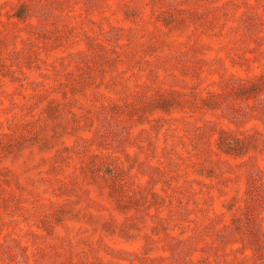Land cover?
<instances>
[{
  "label": "rangeland",
  "instance_id": "rangeland-1",
  "mask_svg": "<svg viewBox=\"0 0 264 264\" xmlns=\"http://www.w3.org/2000/svg\"><path fill=\"white\" fill-rule=\"evenodd\" d=\"M0 264H264V0H0Z\"/></svg>",
  "mask_w": 264,
  "mask_h": 264
}]
</instances>
